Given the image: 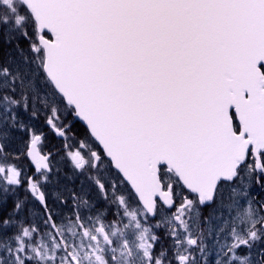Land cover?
Returning <instances> with one entry per match:
<instances>
[{
  "label": "snow or ice",
  "instance_id": "1",
  "mask_svg": "<svg viewBox=\"0 0 264 264\" xmlns=\"http://www.w3.org/2000/svg\"><path fill=\"white\" fill-rule=\"evenodd\" d=\"M0 264H264V0H0Z\"/></svg>",
  "mask_w": 264,
  "mask_h": 264
},
{
  "label": "rangeland",
  "instance_id": "2",
  "mask_svg": "<svg viewBox=\"0 0 264 264\" xmlns=\"http://www.w3.org/2000/svg\"><path fill=\"white\" fill-rule=\"evenodd\" d=\"M77 122L78 121H76V120L73 121V123L75 125L74 131L77 132V134L82 137L83 136L82 131L79 130L76 126ZM41 127H45V126L41 125ZM47 133L48 132L46 131V134ZM51 135L53 138L56 137L53 133H51ZM53 141L54 140H52V138L50 136H48V140H47L45 147L51 146ZM57 149H58V146H57ZM57 166L60 169V171L54 177L57 179V182H56V188H55L53 194L50 196V202L51 203L55 201V194H56L57 190L62 191L64 189L65 185L75 186L77 188V190H79V188L81 186H83V184L86 183L88 180L87 175H84V174H82V172L73 169L71 162L66 157L64 159L58 160ZM69 171H72L73 174H71ZM69 173L71 174L70 176H69ZM85 188H87V187H85ZM64 211H65V209H64Z\"/></svg>",
  "mask_w": 264,
  "mask_h": 264
},
{
  "label": "flooded vegetation",
  "instance_id": "3",
  "mask_svg": "<svg viewBox=\"0 0 264 264\" xmlns=\"http://www.w3.org/2000/svg\"><path fill=\"white\" fill-rule=\"evenodd\" d=\"M54 140V139H53ZM49 149L53 150V151H57V143H54V141L52 142L51 146H48V147H45V151H48ZM71 174H73L72 171H69ZM69 173V176L71 175ZM54 180V183L49 185L48 187V196H49V202H50V196L53 194L55 188H56V182H57V179L56 178H53ZM90 185H91V181L87 180L86 183L83 184L84 187H87V188H90ZM57 190V189H56ZM58 191V190H57ZM21 196H23V192H21ZM51 203V202H50ZM65 212H67V209H65Z\"/></svg>",
  "mask_w": 264,
  "mask_h": 264
},
{
  "label": "trees",
  "instance_id": "4",
  "mask_svg": "<svg viewBox=\"0 0 264 264\" xmlns=\"http://www.w3.org/2000/svg\"><path fill=\"white\" fill-rule=\"evenodd\" d=\"M76 126H77V128H78L79 130L82 131V133H83V135H84V133H85V131H86V128H85L81 123H79V122L76 123ZM74 128H75V125H74ZM74 133L77 134V132H75V131H74ZM46 135H47V136H50V137L52 138V140L54 139V142L57 143L58 149H60L61 144H62L61 139H59L58 137L53 138L50 132H48Z\"/></svg>",
  "mask_w": 264,
  "mask_h": 264
},
{
  "label": "water",
  "instance_id": "5",
  "mask_svg": "<svg viewBox=\"0 0 264 264\" xmlns=\"http://www.w3.org/2000/svg\"><path fill=\"white\" fill-rule=\"evenodd\" d=\"M76 121H78V120H76ZM78 122H80L85 127V125L83 124V122H81V121H78Z\"/></svg>",
  "mask_w": 264,
  "mask_h": 264
}]
</instances>
